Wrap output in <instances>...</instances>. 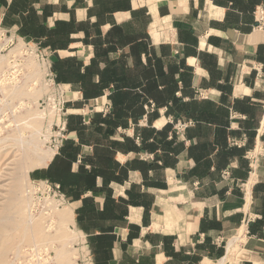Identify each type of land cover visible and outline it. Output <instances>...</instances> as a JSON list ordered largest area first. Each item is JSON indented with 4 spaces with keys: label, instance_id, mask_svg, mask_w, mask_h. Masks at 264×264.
Returning a JSON list of instances; mask_svg holds the SVG:
<instances>
[{
    "label": "crops",
    "instance_id": "obj_1",
    "mask_svg": "<svg viewBox=\"0 0 264 264\" xmlns=\"http://www.w3.org/2000/svg\"><path fill=\"white\" fill-rule=\"evenodd\" d=\"M0 28L67 91L32 174L89 264L262 261L264 0H0Z\"/></svg>",
    "mask_w": 264,
    "mask_h": 264
},
{
    "label": "rangeland",
    "instance_id": "obj_2",
    "mask_svg": "<svg viewBox=\"0 0 264 264\" xmlns=\"http://www.w3.org/2000/svg\"><path fill=\"white\" fill-rule=\"evenodd\" d=\"M68 99L53 81L47 53L16 39L0 45V264L90 262L69 220L60 221L66 205L59 207L43 188L28 193L39 160L34 145L55 151L66 138V126L60 128ZM101 112L106 114L108 105ZM88 114L83 111L82 117Z\"/></svg>",
    "mask_w": 264,
    "mask_h": 264
},
{
    "label": "built area",
    "instance_id": "obj_3",
    "mask_svg": "<svg viewBox=\"0 0 264 264\" xmlns=\"http://www.w3.org/2000/svg\"><path fill=\"white\" fill-rule=\"evenodd\" d=\"M263 19V18H262ZM13 37L4 29L0 28V45L1 46H10L13 44ZM150 107L152 108V104H150ZM187 124H180L179 122L176 125L177 130H182ZM65 120L62 123V126L60 128V132L65 130ZM56 150L59 149V145L54 146ZM45 190L47 196H50L57 202V205L60 207L63 203L64 200L62 199V196L59 194V187L57 185H53L48 183L47 181H32L31 189L28 190V193L31 191L33 192V195L36 194V191H39L40 189ZM264 232V228H263ZM38 253V252H37ZM261 264H264V258L261 262Z\"/></svg>",
    "mask_w": 264,
    "mask_h": 264
},
{
    "label": "bare ground",
    "instance_id": "obj_4",
    "mask_svg": "<svg viewBox=\"0 0 264 264\" xmlns=\"http://www.w3.org/2000/svg\"><path fill=\"white\" fill-rule=\"evenodd\" d=\"M43 112V111H42ZM42 115V114H41ZM38 133V132H37ZM41 142V141H40ZM27 143H29V142H27ZM37 145V144H36ZM29 146H30V144H29ZM31 146H33V145H31ZM54 150V149H53ZM34 152H36V153H39V154H37L38 155V158H39V160H38V165H37V167L38 166H44L46 163H47V161L50 159V157L52 156V151L51 150H39L38 148H37V146H35L34 145ZM33 152V153H34ZM37 157V156H36ZM30 216V215H29ZM30 219H31V216L29 217ZM69 220V218H68V214H67V212L65 211V208L64 209H62V210H60V221L61 222H65V221H68ZM229 247V246H228Z\"/></svg>",
    "mask_w": 264,
    "mask_h": 264
}]
</instances>
